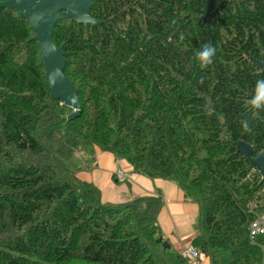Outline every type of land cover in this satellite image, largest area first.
Instances as JSON below:
<instances>
[{
    "label": "trees",
    "instance_id": "trees-1",
    "mask_svg": "<svg viewBox=\"0 0 264 264\" xmlns=\"http://www.w3.org/2000/svg\"><path fill=\"white\" fill-rule=\"evenodd\" d=\"M92 2L102 25L53 34L74 116L49 92L29 22L0 8V264H190L158 225L162 196L104 202L71 163L82 147L112 155L118 183L163 180L195 202L192 246L210 264H263L248 228L264 186L237 144L264 150V109L248 103L264 78L251 61L264 59V0ZM204 44L216 54L201 69Z\"/></svg>",
    "mask_w": 264,
    "mask_h": 264
},
{
    "label": "water",
    "instance_id": "water-1",
    "mask_svg": "<svg viewBox=\"0 0 264 264\" xmlns=\"http://www.w3.org/2000/svg\"><path fill=\"white\" fill-rule=\"evenodd\" d=\"M92 0H7L0 2L1 9L15 10L20 18L27 20L35 33L45 66L48 88L55 100L62 101L71 108L74 116L81 108L78 92L72 82L64 75L65 57L68 55L53 42L54 30L60 21L73 20L79 24L102 25L90 16ZM259 69L264 72V59L252 58ZM237 150L243 154L252 168L261 177L264 186V150L254 155V148L244 142L237 144Z\"/></svg>",
    "mask_w": 264,
    "mask_h": 264
},
{
    "label": "crops",
    "instance_id": "crops-1",
    "mask_svg": "<svg viewBox=\"0 0 264 264\" xmlns=\"http://www.w3.org/2000/svg\"><path fill=\"white\" fill-rule=\"evenodd\" d=\"M112 159L114 162L110 172L114 175V172L117 171L119 165L113 156ZM90 178L94 183L91 176ZM81 180L90 182L89 178H83ZM128 182L130 183L128 186L130 192H116L115 190H112L108 196H102L103 201L115 204H125L137 197L161 195L163 197L164 207L160 211L158 219L161 223L166 239H168L171 246L178 252L191 246V241L194 236L196 237L197 235L195 225L193 229L196 215L195 208L194 206L187 204V201L189 200L185 199L183 193L177 188V186L171 182L163 180H149L137 174H130ZM162 189L168 192L167 197L163 194ZM177 190L181 192L183 200L181 206L174 207L172 202H174V196L178 197ZM168 198L171 200L170 203H168ZM207 261L209 262L208 259H204L202 263L199 264H206Z\"/></svg>",
    "mask_w": 264,
    "mask_h": 264
},
{
    "label": "rangeland",
    "instance_id": "rangeland-1",
    "mask_svg": "<svg viewBox=\"0 0 264 264\" xmlns=\"http://www.w3.org/2000/svg\"><path fill=\"white\" fill-rule=\"evenodd\" d=\"M113 162L114 161L112 159V156H110V154L102 153L94 147H87V148L85 147V149L83 147L80 148L77 151L76 155H74V157L71 160V163H73V165L75 166L78 178L79 177L81 179L89 178L90 182L88 183H92V184L95 183L94 185L101 191L102 196L103 195L108 196L112 190H115L116 192H130L128 190V186L130 185L128 181L123 183L122 182L118 183L117 180L114 179L115 174L114 175L111 174L110 169L112 168ZM116 172H119V170L117 169ZM90 176L94 180V183L91 181ZM162 191L165 197H167L168 192H166L163 189ZM177 192H178V197L174 196V202H172L173 203L172 205L174 207H179L182 205L183 196L179 190H177ZM168 201H169L168 203H170L171 200L168 198ZM187 204H190L195 208L196 215L193 223V229H194V225L196 224V219L199 214V208L198 205L193 201H187ZM158 225L163 233V229L159 219H158ZM193 240L191 241V243L193 242ZM190 264H197V262L190 260ZM206 264H209V262L207 261Z\"/></svg>",
    "mask_w": 264,
    "mask_h": 264
},
{
    "label": "clouds",
    "instance_id": "clouds-1",
    "mask_svg": "<svg viewBox=\"0 0 264 264\" xmlns=\"http://www.w3.org/2000/svg\"><path fill=\"white\" fill-rule=\"evenodd\" d=\"M180 39H184L182 34ZM215 54L216 49L213 45L204 44L202 48L196 52V59L199 62L200 68L204 69L211 65ZM248 103L252 109H264V78L256 81L254 93L248 100ZM242 127L246 132L251 130L247 121L242 122Z\"/></svg>",
    "mask_w": 264,
    "mask_h": 264
},
{
    "label": "built area",
    "instance_id": "built-area-1",
    "mask_svg": "<svg viewBox=\"0 0 264 264\" xmlns=\"http://www.w3.org/2000/svg\"><path fill=\"white\" fill-rule=\"evenodd\" d=\"M249 230L252 238L259 235H264V216H261L256 221H254L251 224ZM184 255L189 256L195 260H199V254L192 248L187 249Z\"/></svg>",
    "mask_w": 264,
    "mask_h": 264
}]
</instances>
